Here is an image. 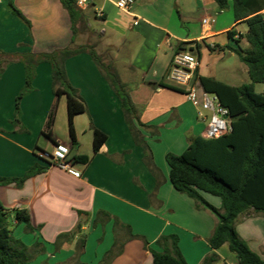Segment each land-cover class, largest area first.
<instances>
[{
    "label": "crops",
    "instance_id": "obj_1",
    "mask_svg": "<svg viewBox=\"0 0 264 264\" xmlns=\"http://www.w3.org/2000/svg\"><path fill=\"white\" fill-rule=\"evenodd\" d=\"M113 1L97 0L96 7L104 12L101 18L94 7H75L77 15L72 20L60 0H0V54H51L70 48L79 37L86 41L87 13L91 11L102 20L103 31L96 32L101 36L99 46L131 100L135 124L152 150L154 163L161 172V184L157 186L156 177L144 162L142 147L134 141L115 87L85 49L64 63L69 83L87 106V112L74 119L77 145L72 147L69 134L68 143L58 138L52 127L45 132L51 135L48 140L52 150L59 142L70 147L69 162L79 177L41 157L49 152V145L41 146L40 138L47 124L45 116L23 118L27 133H17L7 124H0V178L22 179L35 165L47 168L20 185L16 180L0 184V201L7 210L25 209L30 214L31 228L22 223L24 232L33 236L29 241L22 239L29 248V264H153L149 248L162 251L157 240L164 235L178 236L180 252L188 264H202L214 253L219 257L218 250H212L208 244L216 218L198 209L193 199L173 187L165 157L167 153L182 154L189 137H204L207 123L197 118V108L184 92L168 88L172 85L168 73L177 44L198 42L200 56L191 53L199 59V77H211L237 87L218 77L235 76L238 63L234 58L239 56L233 49L248 47L244 38L247 25L235 20L232 0L224 11L215 0H134L128 13L118 9ZM10 4L29 24L13 14ZM209 17L216 22L204 27L202 20ZM230 31L235 33L233 38ZM121 54L124 60L118 62ZM15 62L7 65L0 77V90L3 86L5 90L11 87L13 77L6 78L13 74L18 82L13 85L22 83L26 67L18 60ZM240 64L241 73H248L241 60ZM44 68L50 81L51 68ZM37 80L28 98L33 96L42 104L51 100V84L40 89ZM93 128L107 136L94 155ZM84 136L86 152H81ZM77 147L78 152H74ZM81 155L92 158L88 164L73 161ZM202 194L221 208L219 197ZM262 215L250 210L241 215L242 223ZM236 229L251 249L264 258V228L248 226L242 232L236 225ZM86 231L89 234L85 235L82 250L80 239ZM110 251L114 253L105 262Z\"/></svg>",
    "mask_w": 264,
    "mask_h": 264
},
{
    "label": "trees",
    "instance_id": "obj_2",
    "mask_svg": "<svg viewBox=\"0 0 264 264\" xmlns=\"http://www.w3.org/2000/svg\"><path fill=\"white\" fill-rule=\"evenodd\" d=\"M60 1L74 20L77 15L74 10L76 6L71 0ZM215 1L221 11L230 6V0ZM9 7L13 14L28 23L12 4ZM232 10L235 20L243 21L247 25L244 38L248 47L246 49L239 47L233 51L246 65L250 83L234 87L211 77H199L204 90L217 95L221 104L229 110L232 129L228 134L217 139L191 136L188 138V147L182 154L167 153L165 159L170 168V181L173 187L179 193L193 199L198 209L206 210L216 218V226L208 239L212 250H218L227 245L235 254L238 264H264V258L251 249L236 229L238 218L246 212L252 210L264 214V93H256L254 87L257 83H264V15L262 14L264 0H232ZM234 34V31L229 32L232 38ZM192 44L196 46L186 48ZM200 49L201 45L198 42L178 43L175 52L190 51L200 56ZM84 51L85 48L60 50L58 60L53 62V91L57 102L62 96L66 97L68 134L72 147L77 145L74 119L86 113L87 106L78 90L69 83L64 63L68 58ZM93 57L96 64L101 67L96 57ZM108 78L120 97L134 141L142 147L144 162L156 177L157 186H159L161 172L154 163L150 146L135 124L136 113L131 100L121 87L118 88L115 85L114 78L109 76ZM29 79H31L30 76L26 81V89L21 95L31 91ZM168 88L183 92L174 85ZM17 121H19L18 118ZM53 122L54 113L52 112L47 122L49 132ZM92 130V154L94 155L101 150L107 136L96 128ZM45 135L51 138L50 133ZM91 158V156L81 155L76 156L73 161L88 164ZM46 170L47 168L35 165L24 178L17 180L0 178V184L16 180L20 185L29 176L44 173ZM203 192L219 197L221 208L207 201ZM22 223L31 228L29 212L25 209L7 210L0 201V264L30 263L29 248L15 239L13 234L12 227ZM178 244L177 235L161 236L157 240V245L162 248V251L149 248L153 264H188ZM80 247L82 250L85 247V236L80 239ZM110 254L111 251L104 259L105 262L110 261ZM217 258L214 253L206 257L203 264H212Z\"/></svg>",
    "mask_w": 264,
    "mask_h": 264
},
{
    "label": "rangeland",
    "instance_id": "obj_3",
    "mask_svg": "<svg viewBox=\"0 0 264 264\" xmlns=\"http://www.w3.org/2000/svg\"><path fill=\"white\" fill-rule=\"evenodd\" d=\"M88 18L86 21V27L88 28L89 33H85V39L86 41H81L79 38H77L76 42L74 45L70 47V49H75V48H85L90 52V55L93 57L95 56L96 59L99 61L101 68L104 70V72L107 73V75L110 78L115 79V85L120 88V85L118 83L117 75L114 73L113 70H111L108 67V61L107 58L104 56L105 51H103V47L99 46L100 41L98 40L99 35L96 34V32H102V27H101V22L102 20L95 18L93 13L91 11H88ZM83 31V30H81ZM107 38H104V42H107ZM69 48V47H68ZM111 54H115L114 52ZM30 55V56H29ZM29 55H22V54H15L11 56H2L0 54V77L3 76L4 70L7 65H10L11 63L16 64V60L20 61L23 63V65L26 67L24 76H23V81L19 85H16L17 82V76L13 74L12 76H8L6 79H12L13 81L11 82V87L4 89V86L0 90V124H7L9 127H11V130L17 133H27L28 130L22 123V119L27 118L31 119L34 116L38 115L39 116H45L48 122L50 114L53 112L54 113V122L52 125L53 128V133L60 139H62L64 142L68 143L67 135H68V120H67V108H66V97L62 96L59 101L57 102L56 97L54 95L53 91V83H52V72H53V62L57 61L58 59V51L55 53L51 54H44V55H38V54H29ZM229 55L227 56V58ZM94 58V57H93ZM226 58V59H227ZM235 61L237 64L236 66V74L233 78H225L223 76H219L218 78H221L224 82H228L230 84H234L237 86H241L242 84H247L250 83V78L248 76V73H241L240 69V60L238 57L235 56ZM122 54L120 58L117 59L118 62L123 61ZM46 65L47 67L51 68V80L46 79ZM41 65L40 70H37V66ZM246 67V66H245ZM246 69V68H244ZM37 71L39 74V78L37 80ZM30 76L31 79V91L21 95L23 91L26 89V81H28V77ZM16 78V81H15ZM39 82V88L41 87L42 89H45L46 84H51L50 85V96L51 100L46 99L42 104H39L38 101L35 98L29 97L34 89H35V81ZM13 83H16L13 85ZM15 86V87H14ZM48 87V86H47ZM255 92L256 93H264V83H257L255 84ZM40 88V89H41ZM125 92V91H124ZM19 95H21L20 100H18ZM44 96H46L44 94ZM49 96V97H50ZM35 97V96H34ZM50 99V98H49ZM17 102L19 103V108L17 109ZM45 114V115H44ZM31 117V118H30ZM37 117V118H38ZM17 118L19 121H17ZM47 124H45L42 133H40V138H41V146H47L49 145V152H46L47 154H50L52 152V143L51 141L48 140L47 136L45 135V132L48 131ZM25 129V130H24ZM84 139L82 140V151L81 152H86V142H85V136L83 137ZM88 144H87V150H88ZM41 149H37L38 152H40ZM78 147L74 150V152H78ZM89 152V151H87ZM83 154V153H82ZM240 226V230L243 232V229L247 231L248 226H258V228L261 226L264 228V214L262 216H257L256 218H250L248 219L244 225L242 223V218L241 216L238 218L237 221V226ZM13 234L15 239L19 240L22 242V239L29 241L28 239L32 238V235H29L25 233V226L22 224L20 226H13ZM88 231L82 233V236L88 235ZM246 237L250 238L247 233ZM73 235V234H72ZM218 254L219 257L217 260L212 263V264H235L237 263L236 256L233 252H231L228 248L227 245L222 246L221 248L218 249ZM114 253V251H111V254ZM60 259V258H59ZM203 264V263H202Z\"/></svg>",
    "mask_w": 264,
    "mask_h": 264
},
{
    "label": "built area",
    "instance_id": "obj_4",
    "mask_svg": "<svg viewBox=\"0 0 264 264\" xmlns=\"http://www.w3.org/2000/svg\"><path fill=\"white\" fill-rule=\"evenodd\" d=\"M71 1L78 9L94 7L97 17L101 18L104 16L103 10L96 7L97 0ZM113 3L118 9L128 13L134 4V0H114ZM215 22L216 20L213 17L204 18L202 25L209 27ZM198 67L199 59L191 52H174L168 73V80L172 85L183 90L187 100L197 108V118L207 123L204 138L217 139L228 134L232 129L229 110L221 104L217 95L204 90L197 73ZM69 153L70 147L59 142L50 154L44 152L41 157L48 160L52 165H56L60 169L68 171L73 176L79 177V173L71 167L68 158Z\"/></svg>",
    "mask_w": 264,
    "mask_h": 264
}]
</instances>
